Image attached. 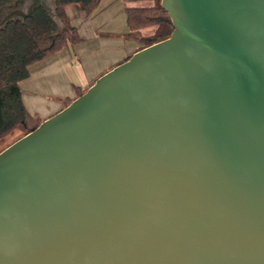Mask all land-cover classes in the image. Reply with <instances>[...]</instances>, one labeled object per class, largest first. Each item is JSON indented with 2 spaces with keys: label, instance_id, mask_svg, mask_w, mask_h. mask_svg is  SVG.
Here are the masks:
<instances>
[{
  "label": "water",
  "instance_id": "1",
  "mask_svg": "<svg viewBox=\"0 0 264 264\" xmlns=\"http://www.w3.org/2000/svg\"><path fill=\"white\" fill-rule=\"evenodd\" d=\"M160 3L169 37L0 152V264H264V0Z\"/></svg>",
  "mask_w": 264,
  "mask_h": 264
},
{
  "label": "trees",
  "instance_id": "2",
  "mask_svg": "<svg viewBox=\"0 0 264 264\" xmlns=\"http://www.w3.org/2000/svg\"><path fill=\"white\" fill-rule=\"evenodd\" d=\"M132 1V0H125ZM100 0H49L51 12L43 7L34 9L29 17L8 21L0 27V144L6 137L20 134L0 148V152L36 128L42 120L31 116L21 100L19 82L29 76L28 67L42 61L67 46L80 41L75 27L65 13L69 4L79 5L87 14L95 10ZM27 0H0V19L7 10L26 8ZM162 13V16L157 13ZM129 32L126 37L150 46L169 37L173 25L161 7L130 6L125 8ZM154 27L150 36L145 29ZM92 85V84H91ZM86 90H77L76 98ZM72 100H66V107Z\"/></svg>",
  "mask_w": 264,
  "mask_h": 264
},
{
  "label": "crops",
  "instance_id": "3",
  "mask_svg": "<svg viewBox=\"0 0 264 264\" xmlns=\"http://www.w3.org/2000/svg\"><path fill=\"white\" fill-rule=\"evenodd\" d=\"M142 0H100L87 14L69 4L65 13L80 41L28 67L29 76L19 82L21 100L31 116L42 121L54 116L77 90H86L101 75L140 50L141 44L126 37L125 8Z\"/></svg>",
  "mask_w": 264,
  "mask_h": 264
},
{
  "label": "rangeland",
  "instance_id": "4",
  "mask_svg": "<svg viewBox=\"0 0 264 264\" xmlns=\"http://www.w3.org/2000/svg\"><path fill=\"white\" fill-rule=\"evenodd\" d=\"M158 1L161 2V0H142V2H140V3L136 4V5L151 6V7H153V6H156L157 5ZM157 15L162 16V13L159 12V13H157ZM154 30H155L154 27L147 28V29H145V32H143V35L146 36V37L147 36H150L154 32ZM141 46H142V44H141ZM19 134H20V132L17 131L13 135L6 137L5 140L0 144V148H2L6 144H8L12 140H14Z\"/></svg>",
  "mask_w": 264,
  "mask_h": 264
}]
</instances>
